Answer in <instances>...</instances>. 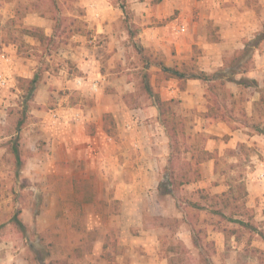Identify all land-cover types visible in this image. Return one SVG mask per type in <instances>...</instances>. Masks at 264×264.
<instances>
[{
	"label": "rangeland",
	"instance_id": "1",
	"mask_svg": "<svg viewBox=\"0 0 264 264\" xmlns=\"http://www.w3.org/2000/svg\"><path fill=\"white\" fill-rule=\"evenodd\" d=\"M109 1L115 7L122 1L126 4L129 19L126 22L122 13L120 27L126 31L131 24L137 27L126 0ZM77 2L0 0V264H152L164 258L174 264H264V178L262 186L256 184L261 180L257 169L260 164L251 162V157L263 160L264 152L247 143L235 149L217 147L212 152L213 176L202 177L201 166L199 173H194L195 165L190 160L192 181L164 196L166 187H171V168L177 172L188 168L186 161L205 146L208 138L227 141L228 136L217 138L205 132L202 121L194 127V115H189L184 116L180 153L171 152L173 144L157 124L150 128L158 138V144L153 141L157 149L151 147L148 126L146 131L143 127L137 129L143 137L140 140L136 136L141 146L134 140L131 145L127 143L133 138V130L125 125L131 118L128 110L154 106L145 91L144 74L151 73L154 92L162 82L156 78L157 68H148L143 56L150 55V63L162 56L144 46L148 53H138L134 47V43H139L137 38L126 36L123 55L111 59L117 48L109 52L97 49L103 35L90 33L85 8ZM40 17L49 20V38L43 42L22 32L24 28L36 27ZM91 56L100 64L82 70L79 65ZM92 69L97 71L93 74L95 79L90 80ZM98 71L106 77L105 81ZM35 74L38 79L30 91L26 79ZM79 77L83 84L76 88L74 83ZM93 81L98 82L97 90L90 89ZM201 83L206 90V84ZM240 86L234 113L243 114L248 90ZM223 91L229 90L218 88L216 93ZM171 104L179 109L176 102ZM97 105L104 110L92 114V107ZM71 107H85L84 116L90 112L92 119H99L100 128L95 118L77 125ZM56 109L59 114L54 113ZM179 114L183 116L182 112ZM141 117L148 120L151 116L148 113ZM56 118L62 120L61 125L69 121L64 132L74 134V140L87 143L84 136H97V143L108 158L106 173L110 175L102 181L103 186L99 185L103 189L101 198L97 199L100 178L96 171L87 178L81 173L91 169L90 164L77 167L76 155L81 147L60 148L55 143L54 135L60 128ZM13 148L21 158L20 164H15ZM154 152L166 160L165 164L158 165L154 177H137L133 168L138 169V156ZM233 155L238 156L236 163L230 161ZM170 157L173 159L169 163ZM125 158L134 165L128 166L129 174L123 176L120 166ZM248 172L256 176L248 177ZM83 179L92 183L94 200L88 203L83 202L79 191ZM123 180L132 186L124 189ZM218 184L229 185L231 192L216 197L211 188ZM104 185L110 187L107 194ZM155 195L164 198L161 205L153 202ZM232 195L238 198L232 199ZM217 209L220 212H215ZM15 219L25 227L19 228ZM235 219L252 226L244 227ZM230 230L235 234L230 235ZM189 233H195L207 245L202 257L197 249L184 246L182 239ZM213 234H221V245L208 238ZM148 235L154 241L146 245L141 238Z\"/></svg>",
	"mask_w": 264,
	"mask_h": 264
},
{
	"label": "crops",
	"instance_id": "2",
	"mask_svg": "<svg viewBox=\"0 0 264 264\" xmlns=\"http://www.w3.org/2000/svg\"><path fill=\"white\" fill-rule=\"evenodd\" d=\"M77 1V4L79 3L80 6L85 8L84 17L87 22V29L90 30V33L103 35L102 38L104 39L97 49L103 52H109L117 48L118 52H115L111 59L115 56H122V52L125 50L124 39L126 36L129 37V35L128 31L119 25V18H121L120 16L122 14L121 10L115 7L109 0ZM126 2L129 5L132 22L137 24V34L132 39L135 40L137 38L136 40L142 46L154 52H159L165 64L168 66L195 61L200 70L208 73L221 68L227 70L233 53L243 49L245 43L253 39L256 34L260 32L264 33V0H126ZM48 21L49 20L46 18L41 17L36 21L38 27L44 28L45 34H48ZM181 25L184 26L183 31L178 30V27ZM120 33H123V36H117ZM106 56H108V54ZM124 59L125 57L123 60ZM98 64H100L98 59L91 56L85 63L83 62L79 66L82 70L87 71L86 68H88V66L91 65L93 68ZM96 71L92 69L89 72L88 78L90 80L95 79V75L93 74H95ZM100 73L99 71L97 72L105 81L106 77ZM81 77L76 78V80L74 79L76 88H81L83 84V79ZM234 77L237 80L242 77H248L255 80L259 88H264V36L252 52L249 70L243 73H237ZM78 79H81V81L77 82ZM97 80H99V83H102L101 79ZM69 82L71 83L72 81ZM177 84L178 81L174 78L162 80L161 86L156 92L159 93L163 100H172L176 102L179 105V109L177 108L179 111L176 109L178 113L182 112L183 116L194 115V127H197L196 124L199 125L200 121H202L205 123L203 128L205 132H209V134L217 138H219L218 136H228L227 141L220 138H208L207 143L203 146L205 150L212 153L217 147L220 150L226 147L235 149L239 144L247 143L248 145L256 146L260 152H264V100L263 109H261L260 112L256 111L254 104L255 101L260 99V92L255 90L253 94L247 97L243 114L233 112L231 116L227 117V120H223L221 118L204 116V113L208 110V101L205 96L206 90L201 80L188 79L183 89H179ZM240 85L241 84L232 81H227L225 87L229 92L233 93L234 98H236L237 92L241 90ZM243 87L242 89L246 88ZM229 100L230 99H228L227 102H229ZM70 109L74 110L77 125H80L81 122H85V120L94 121L95 117L92 119L89 115L90 112H88L87 116H84V114L87 113L85 107H71ZM103 110L104 107L97 105L92 107L91 112L94 114L96 112L100 113ZM54 113L59 114L60 110L56 109ZM128 113L131 115V118L129 121L125 122V125L127 129L133 130V132H131L133 138H129L127 143L131 145L130 141H132V144L135 141L136 143H134L137 146H141L142 143L137 138L143 140V137H140L139 134L141 131L137 129L143 127V130L146 131V126H148L149 130H147V136L150 142H152L151 147L157 149L154 143L158 144V138L155 137L154 131L150 128L155 124H157L159 128H161L162 125L156 117L158 113L155 106L150 105L146 108H131L128 110ZM148 113L151 117H149L148 120H141V116H147ZM152 115L155 117L152 118ZM55 120L59 122L60 127L59 131H57V133L55 132L56 134L54 135V138H56L55 143H59L57 146H60V148L63 146H68L69 148L81 147L76 155V157L78 156L76 161L78 164L77 167L90 164L91 169L81 173L83 177L87 178L96 171V176L100 178V181L97 183V199L101 198L103 189L99 187V185L103 186L102 181L110 175L106 173V167L109 165V161H107V157H104L103 149L97 143V136L86 135L84 137L87 138V143H81L80 141L74 140V138H76L74 134L70 135V133L64 132L67 127H69V121H63L61 125L62 120L58 118ZM96 121L97 127L100 128L101 123L99 119H96ZM161 131L163 132L162 128ZM143 133L146 135L145 132ZM219 155H222V153ZM238 160V156H231V162L236 163ZM251 160V162L256 161L260 164L257 169L260 170L258 176H260L261 180H258L256 184L262 186V178H264V158L263 160L259 158L253 160V157H251ZM141 162L144 163V165H141ZM161 162L165 164L166 160L162 161L160 157H157L155 152L154 154L143 153L138 156V161L135 162L138 169H133L137 177L143 176L151 178L158 174V165L162 164ZM214 164L215 159L213 157L201 162L199 164V166H201V176H213L215 173ZM131 165H134L131 160L126 158L122 159V164L119 166L121 167L123 176L129 174L128 166ZM255 174L248 172L247 176L254 177L256 176ZM122 185H124V189L127 190L130 188L129 186H132V183L123 180ZM227 188H229V185L218 184L213 186L211 190L216 192V194H220L225 192ZM109 189L110 187L106 185V194ZM247 190H249V187H247ZM153 202L159 205L162 203L157 199L156 195ZM188 226L191 229L190 223H188ZM217 231L216 233H220ZM220 235L221 234H213L212 236H208V238L212 237L217 245H221L223 237H220ZM192 236L189 233L187 237H184L182 239L183 244L187 248L197 249L193 245ZM151 238L152 237L148 235V237H142L141 239L144 244L147 245L149 241H154ZM152 264L169 263L167 262V258H164V260L159 263L156 262Z\"/></svg>",
	"mask_w": 264,
	"mask_h": 264
},
{
	"label": "trees",
	"instance_id": "3",
	"mask_svg": "<svg viewBox=\"0 0 264 264\" xmlns=\"http://www.w3.org/2000/svg\"><path fill=\"white\" fill-rule=\"evenodd\" d=\"M157 1V0H156ZM159 1V0H158ZM118 8L121 10V12L124 14V20L127 22L129 19V12L127 10L126 4L124 1L118 4ZM134 26L135 29H131V27ZM137 27L133 24L129 26L127 29L128 35L130 38H133L137 34ZM22 32L26 35L32 36L39 42H43L49 38L44 33L43 28L41 27H33V28H24L22 29ZM264 33L260 32L255 35V37L248 42L245 43V47L239 51H236L233 53L230 61H229V67L227 70L224 68L218 69L213 72H206L203 70H200L195 63V61H191L190 63H181L180 65L175 66H168L165 64L163 57L155 58L152 63L148 62L150 59V55H144L143 58L146 62V66L148 68L156 67L157 71L155 72L157 79L161 80H167L170 78H174L178 81V87L179 89H183L185 87V83L188 79H198L201 80L203 83L206 84V98H207V112L204 113L205 117H212V118H221L223 120H227V117L231 116L232 113L235 110V104L237 103V100L234 98L233 93L231 92H222L221 94L216 93V90L218 88L225 87V84L227 81H232L237 84H241L244 87L247 88V97H249L253 92L256 90L260 92V99L258 101H255V109L257 112H260L261 109H263V100H264V88H259L258 83L250 79L248 77H242L239 80L235 79L234 75L237 73H243L249 70L250 64H251V57L252 52L254 48L258 45L260 40L263 38ZM134 47L136 48L138 53H148L147 49L144 48L140 43H134ZM151 73L147 71V73L144 74L143 83L145 86V91L147 92L148 96L152 99L153 105L155 106L159 121L164 128V131L166 132V135L170 141V144L172 145L171 152L177 154L180 153V147H179V138L181 133L184 131V116L180 115L172 106V100H163L159 93L154 92L152 89V85L150 82ZM38 79V76L35 74L31 79H26V82L29 84V90L33 91L35 88L36 81ZM229 102H227V100ZM14 157H15V164L21 163V158L17 152L16 148H13L12 150ZM213 155L211 152L205 150L204 148L199 149L195 155L194 153L190 156L189 161L187 162L188 168H183L179 170L178 172L175 171L173 168L169 170L170 173V180L169 184L171 185L170 188L166 187L167 189L164 190L163 194L164 196L171 195L173 192H175L179 187H181L184 184L189 183L192 181L193 176L190 174V160H193V163L195 165V168L193 169V172L198 174V166L201 162L208 160L212 158ZM173 157L168 158V162L170 163ZM196 177V176H195ZM82 189L79 188V191L81 190L82 194V200L83 202H91L93 201V192H92V183L90 179H83L82 181ZM243 188V187H242ZM231 192L230 187L227 191L222 192L220 194H214L216 197H221L227 194V192ZM163 196V195H162ZM232 199L238 198V195H232ZM159 201L164 200V198L160 199L157 198ZM225 204H228L227 202ZM215 212H220L219 209H217ZM15 223L19 228H24L25 224L19 220L15 219ZM233 220V219H228ZM235 222L239 223L240 225H243L244 227H251V223H248L244 220L235 219ZM192 229V227H191ZM230 235L235 234L234 230L228 231ZM193 245L196 247L199 251V256L202 257L204 246H207L205 243L202 242V239H200L195 233L193 234ZM254 251H258L257 249H253ZM260 253L263 251H259ZM258 259L262 260L261 257H258ZM57 262V261H56ZM55 262V263H56ZM169 264H174L172 261H169ZM213 264V263H208Z\"/></svg>",
	"mask_w": 264,
	"mask_h": 264
},
{
	"label": "built area",
	"instance_id": "4",
	"mask_svg": "<svg viewBox=\"0 0 264 264\" xmlns=\"http://www.w3.org/2000/svg\"><path fill=\"white\" fill-rule=\"evenodd\" d=\"M178 30H179V31H183V30H184V26H183V25L179 26V27H178ZM80 81H81V79H78L77 82H80ZM97 88H98V82H97V81H93V82L90 84V89H91V90H97Z\"/></svg>",
	"mask_w": 264,
	"mask_h": 264
}]
</instances>
